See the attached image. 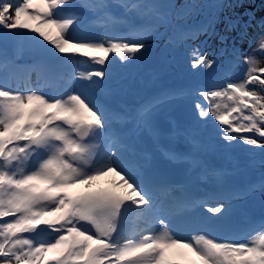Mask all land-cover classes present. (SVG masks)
Masks as SVG:
<instances>
[{"label": "snow or ice", "instance_id": "6c2138e0", "mask_svg": "<svg viewBox=\"0 0 264 264\" xmlns=\"http://www.w3.org/2000/svg\"><path fill=\"white\" fill-rule=\"evenodd\" d=\"M117 2L158 23L114 31L127 21L99 0L83 6L95 13L102 35L78 36L74 26L81 17L66 11L70 0H0V36L30 35L44 56L72 67L67 85L79 79L98 87L113 59L123 65L148 51L146 41L170 23L173 11L181 18L185 8L198 7ZM215 7L230 5L218 0ZM247 26L229 20L225 33L241 27L244 38ZM198 35L221 45L229 40L212 24L179 39ZM257 52L264 55V35L243 56V75L225 73L222 81L197 91L194 108L228 147L264 152V67ZM190 57L192 69L216 63L200 45ZM16 71L12 61L0 60V264H264V220L248 226L242 239L218 234L214 225L229 211L226 195L209 196L216 201L209 206L207 199L157 184L143 164L125 158L126 145L110 131L109 116L93 95L70 86L44 94L39 85L14 81ZM202 206L212 216L181 234L177 221Z\"/></svg>", "mask_w": 264, "mask_h": 264}, {"label": "rangeland", "instance_id": "374dc122", "mask_svg": "<svg viewBox=\"0 0 264 264\" xmlns=\"http://www.w3.org/2000/svg\"><path fill=\"white\" fill-rule=\"evenodd\" d=\"M71 1L72 0H70V2ZM90 1L91 3L99 2V0ZM81 2L83 3L82 5H84L86 0H81ZM157 2L160 4L175 5L177 9L191 4H195L198 7L185 8L184 14L181 18H178L175 15V11H173L170 23L161 24L157 29L158 35H154L147 40L148 42L146 41L149 45L148 51L145 52L144 55H140L133 61L129 62V66L126 69L128 70V73L134 72L135 69H138L141 66V64L146 63L145 65L147 66L143 73V75H145V84L147 85L153 81V83L157 82L159 85V89L154 90V93L156 92L155 94H157L158 97L155 98L152 105L158 103V106L160 107L159 112L168 113L172 120H178V114L183 111L189 113L188 115H191L194 120L191 124H194V126L190 127V125H188L190 123L184 124L185 126L181 130L186 136L184 153L190 152L197 146L199 154L197 152L196 156L204 158L206 163L208 159H206V156L204 155H206L207 151L214 153L218 158V164L214 169H208L207 172L198 175L200 177L205 176V180L207 182L209 180L212 183L218 181L219 177L221 185H219V187H214V189L212 188L210 195L223 193L227 196L228 204H233V208L236 206L232 212L233 214L231 213L230 217L232 218L239 217L237 214L243 209V207H240L239 205H244V203H246L248 205H244L245 207L251 205L253 208L251 211L253 215L248 216V223H245L246 217H244L239 220L240 222H235L236 225L232 224L230 227L228 226L230 224H228L225 227L226 229L228 228L232 239H242L245 237V230L248 226L264 220V152L258 148L248 150L244 145H240L239 147H228L226 142L222 141L217 136L214 124L209 123L208 125H205V127L200 125L202 121L197 116L194 108V98L197 91L204 90L213 82L222 81L225 73L232 78H239L243 75L245 70V65L242 62L243 56L251 52V48L255 47L256 38L264 35V1L223 0V2L230 5V7H224L222 9L215 7L218 0H157ZM107 3L113 6L110 10L118 20L127 21V24H115L113 26L114 31L118 32V29L120 28L126 31L129 24L147 26L158 23L154 18H141L137 16L134 11L126 12L125 9L119 5L117 0H109ZM161 11H167V9H161ZM229 20H238L241 26H244L245 22H247L246 37L241 38V27H237L236 30L232 32L225 33V28ZM209 24L214 25L218 33L227 34L229 36L227 45H221L218 39L215 37L209 39L206 35H198L194 38L180 41L179 37L181 33H194L201 26ZM169 25H171V29L169 30L165 42H163L162 45L160 44L159 48L155 50L154 46L156 43L153 42L158 38L163 37L165 33L164 31L167 30ZM74 31L75 33L77 32L76 34L78 36L92 37H99L103 33V29L96 23V17L84 25L76 24L74 26ZM16 39L20 42L18 49L19 55H25L26 57L36 56V60L40 61V63L38 61L30 63L27 70H31V72L23 78H21V76L17 77L19 73L15 74L13 79L14 81L18 80L21 86L31 85L34 87L35 85H39L44 94H51V92H59L60 86L61 88L70 86L71 88L76 87V89H78L82 88L83 84H87V82L79 79L71 81L70 85L65 83V80L70 79V73L73 71L70 65H61L63 69L61 68L62 75L58 78L59 80H55L50 72L45 74L44 79L38 80L37 77L31 79L34 75L40 72L38 68L31 66H35L34 64H36V66L39 65L45 69L44 67L47 63V57L40 52L38 49L39 47L30 38V35H23ZM204 41H206V43L202 44L201 42ZM233 41H235V45H233ZM9 42H11V40H9ZM197 45L201 46L202 51L206 52L210 59L216 61L212 68H191L190 53L192 48ZM233 46L236 48L235 53L233 52ZM6 49L4 40H2V42L0 41V60H8V51ZM181 55H183L184 59L177 60L176 56L180 57ZM255 55L261 61L259 66L264 67V55L258 52L255 53ZM170 56L173 58L171 61L168 60V57L170 58ZM115 60L118 59H113V61ZM175 63L179 64L180 68L175 69L174 72L168 73L165 67L167 65H174ZM109 68L111 69L113 67ZM152 73L160 74L157 78L158 81L153 80L150 75ZM171 76L177 77V79L174 80ZM28 80L33 81L30 82ZM105 82L106 81H104L103 84H105ZM144 91L145 89L141 90L140 93ZM173 101H178V103L174 104L175 106L172 108L171 112H167L166 109H168V106L166 104L172 103ZM142 124L144 125L143 127L147 126L144 121L141 122V125ZM146 128L148 129V127ZM198 137L202 139L199 140ZM218 147L222 149L220 150ZM200 149L206 151L204 152ZM222 162L229 163L228 167L222 169L220 166ZM223 176H228V179H223ZM214 203H216L214 199H209L208 204L210 206ZM256 203L262 205L261 209H256L255 206H252Z\"/></svg>", "mask_w": 264, "mask_h": 264}, {"label": "bare ground", "instance_id": "6f19581e", "mask_svg": "<svg viewBox=\"0 0 264 264\" xmlns=\"http://www.w3.org/2000/svg\"><path fill=\"white\" fill-rule=\"evenodd\" d=\"M94 2V1H93ZM86 3H89V4H95L96 2H94V3H91V1L90 0H86ZM113 7V6H112ZM87 10H89V11H91V13H93L94 14V12L91 10V9H89V8H87ZM76 31V30H75ZM81 31V30H80ZM125 31V30H124ZM77 33V32H76ZM80 34H81V32H80ZM160 37V36H159ZM17 37L16 36H13V35H8V36H1V39L0 40H8L9 41V39L10 40H12V42L13 43H11L12 45H11V48H7L6 50H8V55H9V53H10V50L9 49H11V50H15V52H17L18 51V49H19V47L16 45V39ZM159 39V38H158ZM158 39L155 41V42H157L158 41ZM34 42V41H33ZM148 42V41H147ZM155 42H153V43H155ZM154 45V44H153ZM36 46V45H35ZM36 48V47H35ZM37 49V48H36ZM144 55V54H143ZM49 59V58H48ZM38 62L40 63V61L38 60ZM50 62V63H49ZM26 64H28V63H26V62H24V63H22L21 65H19V66H16V68H17V71H16V73H19L18 75H17V77L18 76H21V78H23L25 75H27V74H30V72H31V70H27V67H28V65H26ZM146 63H144V64H142L143 66H146L145 65ZM149 64V63H148ZM35 66H31V67H34V68H38V70L40 71L39 73H37L36 75H34L31 79H33V78H35V77H37L38 78V80H40V79H44V77H45V74H48V70L46 69L47 67H44L45 69H43L41 66H39V65H37L36 66V64H34ZM111 65H113L112 64V62L109 64V66H111ZM48 66L50 67V68H52V66H51V59H49L48 60ZM124 66H127V64L126 65H124ZM63 69V68H62ZM3 73H0V75H2ZM32 74V73H31ZM32 76V75H31ZM152 77L154 76V75H151ZM28 81H33V80H28ZM27 84V83H26ZM140 84H141V80H140ZM30 85V84H29ZM31 86V85H30ZM34 87H36V85L34 86ZM158 87H159V85H158ZM50 88V87H49ZM73 88V87H72ZM153 88V87H152ZM65 88L63 87V88H59V90H61V91H63ZM73 89H76V87L75 88H73ZM79 89V88H78ZM154 89H156V88H154ZM152 92H153V90H152ZM151 92V93H152ZM51 94H55L54 92H51ZM158 97V95H156V94H154V95H151V98L148 100L149 102H152V100H155V98H157ZM147 101V102H148ZM147 102H144L143 103V105H142V107H144V105H146V103ZM103 108H104V106L100 103V102H98ZM168 106H171V104L169 103L168 104ZM104 110L107 112V114L108 115H110V114H112V115H114V113H112V111L111 110H108V109H106V108H104ZM158 110H159V106H158V103L157 104H155V105H151V108H150V114L148 115V117H147V119H145L144 117H143V112H144V110H142V113H141V118H139V120L142 122V121H144V123L147 125L146 127H148V129L152 132V133H154V135H159V134H161L162 133V129H163V125H164V123H159V122H154V116L155 115H159V112H158ZM192 121H194L193 120V118H190V122H192ZM110 131H112V132H114L113 131V129H111ZM197 150H199L198 149V147L196 146V147H194L192 150H191V152H190V155L189 156H186V160H185V162L186 163H190V166H187L186 165V163H185V165L186 166H184V169L185 170H188V171H190L192 174H196V172H198V173H200V174H202L203 172H205L206 170H207V166L205 165V162H204V158H199L198 156H196V153L198 152ZM201 151H204V150H202V149H200ZM206 151V150H205ZM204 151V152H205ZM208 153V152H207ZM198 154H199V152H198ZM203 154V153H202ZM208 162V161H207ZM201 165L200 167V170L199 171H195V170H193L192 169V167L193 166H195V165ZM105 180H108V179H111V177H106V178H104ZM216 182V181H215ZM217 186L220 184V180H218L217 181ZM210 204V203H209ZM208 204V205H209ZM229 205V211L227 212V214L222 218V219H220L219 221H217L216 223H215V225H214V227H215V229L218 231V234H220V235H222V236H226V237H230L231 238V235L229 234V230H228V228L226 229L225 227H226V225H228V224H230L231 225V223L232 224H235L234 222H236V220H238L239 219V215L240 214H237V216H239V217H236V218H232V217H230L231 216V213L233 212V210L235 209V206H234V208L232 207L233 206V204H228ZM235 205V204H234ZM237 209V208H236ZM236 211V210H235ZM239 213V212H238ZM233 214V213H232ZM210 216H212V214L211 213H209V212H207V208H205V207H197V208H195L187 217H184V218H181L180 220H178L177 221V223H176V227H177V230L181 233V234H184V235H186L187 234V231H188V229L190 228V227H199V226H201L202 225V223H203V221H204V218L205 217H210ZM234 217V216H233ZM233 220V221H232ZM244 220V219H243ZM230 225H228V226H230ZM236 225V224H235ZM237 229V228H236ZM241 233V232H240Z\"/></svg>", "mask_w": 264, "mask_h": 264}, {"label": "trees", "instance_id": "16d2710c", "mask_svg": "<svg viewBox=\"0 0 264 264\" xmlns=\"http://www.w3.org/2000/svg\"><path fill=\"white\" fill-rule=\"evenodd\" d=\"M264 1V0H263Z\"/></svg>", "mask_w": 264, "mask_h": 264}]
</instances>
